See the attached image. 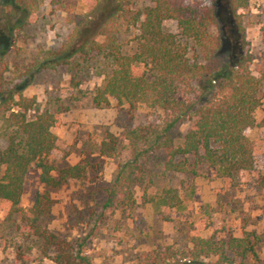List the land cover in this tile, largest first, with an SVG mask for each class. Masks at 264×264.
<instances>
[{
    "label": "trees",
    "instance_id": "16d2710c",
    "mask_svg": "<svg viewBox=\"0 0 264 264\" xmlns=\"http://www.w3.org/2000/svg\"><path fill=\"white\" fill-rule=\"evenodd\" d=\"M91 1L93 6L77 20L68 42L53 54V65L47 62L46 66L68 65V60L76 57L95 59L102 83L94 90L93 105L104 108L115 103L132 111V127L119 136L107 134L98 148L101 156L111 158L119 154L120 141H126L130 154L107 190L108 206L133 207L132 188L143 180L139 162L156 150L165 151V167L171 172H186L190 165L176 159L193 156L197 164L216 168L229 178L251 175L254 144L246 131L256 125L264 70L255 75L249 68L248 42L238 11L254 0H228L241 46L239 53L229 57L224 52L221 17L213 3L150 0L151 5L133 11L126 9L122 0ZM32 6L16 7L14 11L19 8L23 12L14 28L26 22L24 11L33 12ZM168 23L177 27L181 38L165 29ZM129 30L131 46L121 40L122 32ZM182 39L198 57H190L191 48L182 44ZM4 55L0 56V210L26 242L28 253L22 252V247L16 254L17 263L48 264V260L50 264H91L79 245L62 241L44 226L53 204L47 190L36 192L28 209L21 206L23 186L31 170L36 171L43 189L55 190L85 179L93 165L86 160L60 168L55 164L52 155L60 142L53 129L60 124V112H37L33 98L7 87ZM185 122L188 130L175 145L169 134ZM197 164L191 173L197 174ZM159 200L168 211L181 205L172 191ZM249 236L245 233L241 239H231L226 250L224 244L191 233L193 251L188 255L178 256L168 247L142 264H177L180 256L190 264H199L200 257L208 256L217 259L215 264H231L226 251L238 252L241 258L254 254Z\"/></svg>",
    "mask_w": 264,
    "mask_h": 264
},
{
    "label": "rangeland",
    "instance_id": "374dc122",
    "mask_svg": "<svg viewBox=\"0 0 264 264\" xmlns=\"http://www.w3.org/2000/svg\"><path fill=\"white\" fill-rule=\"evenodd\" d=\"M122 1L126 9L133 11L151 5L150 0ZM189 1L216 6L225 55L239 53L240 40L228 11V0ZM23 4L33 5L35 10L26 9L28 19L14 28L23 12L19 8L18 12L14 10ZM92 6L91 0H0V56L5 53L7 87L33 98L37 112H60V124L53 129L60 142L59 150L52 155L59 168L84 160L93 165L85 179L55 190L43 189L36 171L31 170L23 186L22 208L31 206L36 192L47 190L53 204L44 226L62 241L79 245L91 264H142L148 256L168 247L178 256L188 255L193 251L191 233L224 244L226 250L231 239H241L247 233L254 254L241 258L238 252L226 251L228 261L264 264V85L259 93L261 106L255 113L256 125L246 131L254 144L251 175L229 178L216 168L197 164L193 156L176 159L190 165L186 172H171L165 167V151L156 150L139 162L143 180L132 188L133 207H109L107 190L120 166L130 158L128 143L120 141L119 154L111 158L101 156L98 148L107 134L119 136L132 127V111L127 105L115 103L104 108L93 105L94 90L102 83L95 70V59L76 57L69 59L68 65L54 69L46 66L47 62L53 65V54L68 42L75 23ZM238 14L248 42L249 68L256 75L259 69L264 70V0L251 1ZM165 26L169 33L181 38L173 23ZM131 35L132 30L124 31L121 40L129 43ZM185 42L182 39V44ZM185 44L191 48L190 43ZM198 56L191 48L190 57ZM140 68L147 70L144 65ZM187 130L186 122L179 124L169 138L178 145ZM195 164L199 167L197 174L191 173ZM166 191L176 194L181 202L179 207L165 209L159 198ZM25 245L0 210V264H18L19 250L23 247L21 251L28 253ZM181 256L177 264H190ZM216 262V258L208 256L200 257L198 263Z\"/></svg>",
    "mask_w": 264,
    "mask_h": 264
}]
</instances>
